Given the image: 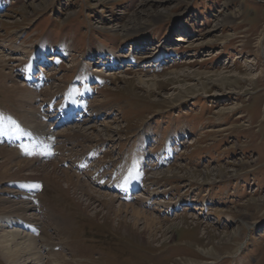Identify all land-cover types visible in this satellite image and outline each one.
<instances>
[{
    "label": "rangeland",
    "instance_id": "1",
    "mask_svg": "<svg viewBox=\"0 0 264 264\" xmlns=\"http://www.w3.org/2000/svg\"><path fill=\"white\" fill-rule=\"evenodd\" d=\"M0 53V133L23 135L0 134V164L36 171L0 174V191L41 187L38 218L62 254L47 264H264V0H0ZM34 120L52 157L29 153ZM133 166L130 195L105 187ZM122 204L153 231L130 209L118 218Z\"/></svg>",
    "mask_w": 264,
    "mask_h": 264
},
{
    "label": "bare ground",
    "instance_id": "2",
    "mask_svg": "<svg viewBox=\"0 0 264 264\" xmlns=\"http://www.w3.org/2000/svg\"><path fill=\"white\" fill-rule=\"evenodd\" d=\"M142 12L140 14H134L131 16V18L128 20L127 24L119 31L123 35L129 34L135 30H137V27H140L142 23H139L141 21ZM160 15H155L154 20H157L161 18ZM118 33V32H117ZM125 34V35H126ZM183 40V39H182ZM12 43V42H11ZM131 49V48H130ZM6 50V49H5ZM149 53V52H148ZM92 54V52H91ZM101 60L105 62L111 61L116 62L118 59V55H114L112 53H106L105 51H101ZM159 58V57H157ZM90 59V58H89ZM156 59V57H155ZM5 55L0 53V64L7 63ZM206 60L202 61L205 62ZM9 62V61H8ZM121 65L115 66V69H119L120 66L124 64V62H120ZM111 65V64H110ZM114 65H118V63H114ZM96 73H102L101 71L97 70ZM175 72H171L170 74H174ZM232 79L235 82H238V77L235 76H229L226 79ZM223 81V80H222ZM128 88H132L136 85L135 81L129 79L126 82ZM138 84L143 87H148L146 83H144L141 80H138ZM41 85V83L39 84ZM14 89H17L16 87ZM29 95H24V99H27ZM34 95H32L30 98L32 99ZM78 110L75 112L73 111L72 114H75ZM96 114L98 112H95ZM34 115V114H33ZM98 115V114H97ZM69 116V115H68ZM34 117V116H32ZM36 120V119H35ZM34 120V121H35ZM73 120V119H72ZM35 124L33 127V131H36L35 134L27 135L26 139H32V143H36V148H31L29 150H33V152L29 153H35L39 154L41 156V159L52 157L54 154L51 150L52 147V135L47 134L42 130V124L38 122H34ZM4 135H8L10 133H13V135H17L18 139L21 138L23 135L20 132H9V130H2ZM0 133V134H2ZM19 134V135H18ZM26 136V135H25ZM30 143V142H29ZM35 147V146H34ZM26 150V149H25ZM34 154V156H36ZM24 155L22 154V158ZM40 158V157H39ZM30 161V160H29ZM30 162L26 161L24 158L22 161H18L16 163H4L3 165L0 164V169H2L1 178H16V176H20L22 172L30 169L31 172H36L35 168H31L29 166ZM32 166V165H31ZM16 168L14 172H12V169ZM136 166L132 167V173L129 175L123 182H114L107 183L106 188L108 190L114 189L117 192L123 193L125 192L127 195H130L135 187L138 186V184L142 183L143 177L137 172ZM37 170V169H36ZM39 170V169H38ZM222 171L223 169H219ZM46 169L44 170V172ZM49 171V170H48ZM194 173V172H193ZM39 174V173H37ZM65 174V173H64ZM198 173L195 172L194 175H197ZM59 173L56 172L55 168L52 169L46 174H44V177L41 178L42 180L44 178H53L58 179ZM38 178L30 179L26 178L24 183H27L28 180H35ZM39 179V180H41ZM73 179V178H72ZM73 180H71L67 175L65 177V183H67L69 186ZM113 181V180H112ZM62 182V181H61ZM97 182V181H96ZM99 182V181H98ZM23 183V184H24ZM35 183V182H34ZM103 183V182H102ZM154 183V182H153ZM118 184V185H116ZM82 185V184H81ZM57 186V185H56ZM115 187V188H114ZM23 189L22 192L14 191V193L9 192L7 189H2L0 191V194L8 195L10 199L7 198H0V202L9 203L11 207L6 208V210H3L0 214V230L5 229L7 232L0 236V253L4 260L8 264H47L48 262L44 261L43 257L44 255H47L49 258H51V255L54 258H60V255H62L60 252H57L60 250L59 246L57 244L53 243V241L50 239L49 235L47 234V230L45 228V223L43 221L40 222V218H38V213L40 211L39 206L37 202L40 201L39 195H35L37 192L38 186L35 185H24L23 187H20ZM25 191V192H24ZM95 193V192H94ZM91 194V193H90ZM94 195V194H93ZM108 196L104 193H99L97 196V200L101 202L102 205L106 207H110L114 203V199H108ZM98 201V202H99ZM149 203V202H147ZM184 204V203H183ZM92 206V203H89L88 205H85L86 209H89ZM179 207L178 204L172 205L171 208ZM4 209V208H3ZM94 209H96L94 207ZM131 210L130 215L134 219V225H137L140 220H143L145 231H153L154 226L157 225V220L153 218L150 214L146 213L145 211H141L139 209H136L132 207L131 205H124L122 204L117 208L115 211V214L118 218H120L121 215L127 214V212ZM152 211L151 207H149ZM2 210V209H1ZM41 214V212H40ZM43 215V214H42ZM43 219V218H42ZM125 220V219H124ZM122 223H126L124 221H121ZM249 225V224H248ZM15 227V228H14ZM59 230L63 232L65 228V223H59L58 225ZM79 234V233H78ZM241 236V233L238 234ZM236 239L232 237V242H234ZM233 246V245H231ZM201 253V252H200ZM201 255L205 257H214L213 254L210 252L204 253L202 252ZM46 257V258H48ZM61 259H58L57 263L60 264ZM56 263V262H55ZM180 264H198L197 262L193 260H184L179 262ZM78 264V263H77Z\"/></svg>",
    "mask_w": 264,
    "mask_h": 264
}]
</instances>
